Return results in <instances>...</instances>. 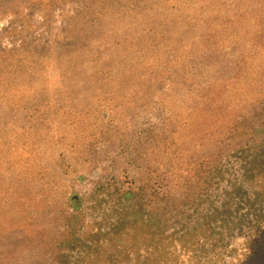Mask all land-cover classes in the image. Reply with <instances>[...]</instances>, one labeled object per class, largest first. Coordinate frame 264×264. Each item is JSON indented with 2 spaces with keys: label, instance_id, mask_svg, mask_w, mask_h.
Listing matches in <instances>:
<instances>
[{
  "label": "rangeland",
  "instance_id": "1",
  "mask_svg": "<svg viewBox=\"0 0 264 264\" xmlns=\"http://www.w3.org/2000/svg\"><path fill=\"white\" fill-rule=\"evenodd\" d=\"M263 146L264 0H0V264H264Z\"/></svg>",
  "mask_w": 264,
  "mask_h": 264
},
{
  "label": "trees",
  "instance_id": "2",
  "mask_svg": "<svg viewBox=\"0 0 264 264\" xmlns=\"http://www.w3.org/2000/svg\"><path fill=\"white\" fill-rule=\"evenodd\" d=\"M260 150L261 151L259 153H257L256 156H252L249 159H245V165L242 166L243 168L246 169V171L247 170L248 171L252 170L253 171V174H252L253 177L256 176V171L255 170L257 169V167L261 168L262 170L264 169V146L261 147ZM248 165H249V167H248ZM238 190H240V189L238 188ZM130 196H132V195H130ZM126 198L129 199L130 197L127 196ZM253 202H256V201H253ZM191 205H195V204H191ZM196 206H199V204H196ZM143 214L144 213H142V215ZM254 221H255V223L253 224V227L259 229V228H261L264 225V216H257L254 219ZM153 225H154V223H153ZM198 225H201L200 220L196 221V224H195V226H193V228L197 227ZM156 228H157V234H159L158 242L161 243L163 241V239L166 238L164 236V230H163V228H160V226H158V224H157ZM192 229H187L186 231H183L181 233V237L184 238V236H186V234L191 233Z\"/></svg>",
  "mask_w": 264,
  "mask_h": 264
}]
</instances>
